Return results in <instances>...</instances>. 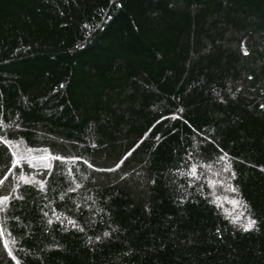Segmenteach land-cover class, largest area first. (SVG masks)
Masks as SVG:
<instances>
[{
    "label": "trees",
    "instance_id": "trees-1",
    "mask_svg": "<svg viewBox=\"0 0 264 264\" xmlns=\"http://www.w3.org/2000/svg\"><path fill=\"white\" fill-rule=\"evenodd\" d=\"M260 104L264 0H0V264H264Z\"/></svg>",
    "mask_w": 264,
    "mask_h": 264
},
{
    "label": "snow or ice",
    "instance_id": "snow-or-ice-1",
    "mask_svg": "<svg viewBox=\"0 0 264 264\" xmlns=\"http://www.w3.org/2000/svg\"><path fill=\"white\" fill-rule=\"evenodd\" d=\"M261 108H264V104H260L259 105ZM182 111V110H181ZM0 143L9 146V150H11V146H12V142L11 140L8 138V133L7 131H4L3 129H0ZM93 147H95V145H93ZM186 156H188L189 159L192 158V154L191 153H185ZM226 155V154H225ZM51 159L54 160H59V161H64L67 159L72 160L73 162L82 159V157L80 156H59V155H53V154H49ZM225 158L224 155H221L219 160L216 161L217 163H220L221 161H223ZM27 163L29 168L34 167V165L31 163V161H28L26 159V157L20 156L18 155L16 152L12 151L11 152V166L7 168V170L4 172V175L2 177H0V184L3 183L4 180L8 179L9 174H11L13 172V169H16L20 175L18 176V179L20 181H22L25 184L28 185H33V186H39V188L41 190H43V188L45 187L44 185V180H36V176L35 174H32V179H27L26 176L23 174V169L20 167L21 163ZM84 164H87L89 168L94 167L92 164H89L88 160L84 159L83 160ZM44 167L48 168L49 171L52 170V165L51 164H47ZM115 167H119V165H115ZM185 167L187 168V174L189 176H193L197 179H199V177L197 176V170H196V165L193 164L190 167L188 166L187 162L185 161ZM112 169H108V171H111ZM229 170H231V162L229 164ZM264 170V169H262ZM236 177V173L235 171H231V179H235ZM44 179H47V177H45ZM21 187L20 184L16 185V188L19 189ZM74 189L69 188V191H73ZM232 191H236V188H232ZM17 200H23L24 197L22 195H18L14 197ZM12 199H13V193L12 192H8L7 194H3L0 195V212H6L10 207H12ZM44 215H47V213H44ZM49 223H51V221H49ZM256 225V220L255 219H249L248 223L243 225V228L245 231L251 230L254 226ZM7 231L6 228H3L2 226H0V236H3V233ZM217 231H219L217 229ZM105 236L109 235V233L105 232L104 233ZM97 240L100 239L99 236L96 237ZM5 248L7 249V245H5ZM9 256H12L11 252H8ZM12 258L15 260V257L12 256Z\"/></svg>",
    "mask_w": 264,
    "mask_h": 264
}]
</instances>
